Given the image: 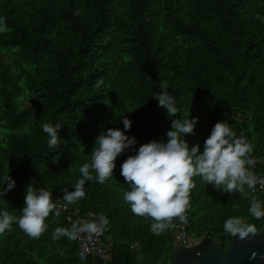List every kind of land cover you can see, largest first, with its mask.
I'll return each instance as SVG.
<instances>
[{
  "label": "trees",
  "instance_id": "trees-1",
  "mask_svg": "<svg viewBox=\"0 0 264 264\" xmlns=\"http://www.w3.org/2000/svg\"><path fill=\"white\" fill-rule=\"evenodd\" d=\"M0 16L7 23L0 32V180L8 172L16 179L0 195V210L22 215L28 184L63 199L101 129L123 128V115L137 145L117 158L105 182L88 181L86 196L72 204L109 218V263L171 264L175 227L157 235L151 217L132 211L120 165L139 144L166 140L173 119L199 117L186 138L201 145L218 120L236 133L242 124L264 174V0H0ZM164 83L181 109L173 116L155 96ZM49 121L63 124L54 149L41 126ZM193 179L188 232L206 233L201 248L213 238L229 244L235 236L223 225L230 216L262 227L264 216L249 211L261 196L256 186L225 194ZM45 223L39 237L18 222L0 234V264L103 263L80 258L76 239L53 238L57 226L71 227L65 211L53 210Z\"/></svg>",
  "mask_w": 264,
  "mask_h": 264
},
{
  "label": "clouds",
  "instance_id": "clouds-1",
  "mask_svg": "<svg viewBox=\"0 0 264 264\" xmlns=\"http://www.w3.org/2000/svg\"><path fill=\"white\" fill-rule=\"evenodd\" d=\"M6 28V19L0 16V32ZM102 83V80L99 81L97 86ZM161 88L163 91L155 95L159 104L167 108L170 116L181 112L176 104V96L168 91L169 85L164 83ZM122 119L123 128L101 129L91 151L90 162L86 161L80 166L81 175L72 190L64 191V209L86 196L85 185L88 181L103 183L111 177L117 158L137 145L136 136L126 131L132 127L131 118L123 115ZM198 120L199 117L191 115L173 119L166 140L153 138L139 144L134 154L128 155L120 165V175L131 185L123 193L124 201L135 214L152 218L151 231L157 235L175 227V217L186 220L185 211L190 206L191 189L196 186L193 177H201L204 182L225 194L244 192L245 185L251 189L257 183L249 167L256 162L250 155L254 151L253 144L246 137L238 136V132L225 119L214 124L203 145L199 142L190 144L186 137L195 133ZM41 126L48 135L49 149L56 148L61 142L60 129L63 124L49 121ZM15 185L16 179L8 172L0 180V195L5 196ZM53 210L56 216L61 215L62 208L57 206L53 193L47 188L37 190L28 184L22 215L17 217L7 209L0 210V234L18 222L27 234L39 237L47 229L45 220ZM249 211L256 217L264 216V202L253 197ZM108 225L109 218L100 214L95 219L73 221L71 227L57 226L53 238L67 236L75 240L81 232H103ZM223 227L226 232L240 238H252L260 231L255 224L238 215L228 217Z\"/></svg>",
  "mask_w": 264,
  "mask_h": 264
},
{
  "label": "built area",
  "instance_id": "built-area-1",
  "mask_svg": "<svg viewBox=\"0 0 264 264\" xmlns=\"http://www.w3.org/2000/svg\"><path fill=\"white\" fill-rule=\"evenodd\" d=\"M238 120L241 122V115L238 114ZM242 135L246 137V133L242 124L239 127L238 136ZM247 138V137H246ZM251 155V154H250ZM255 159V164L249 166L252 169L253 174L257 178L256 187L259 189L261 196H259L258 200L264 202V174L259 173L257 171L258 165L262 162V157L251 155ZM57 206L61 207L63 211L66 212V218L69 222L78 221L82 219H95L98 213L94 211L82 212L79 206L70 204L66 209L62 207L64 203H66L63 199L58 198L56 200ZM186 220L181 221L178 217V221L175 224V228L173 230V247L182 246L189 250L198 251L201 249V245L204 241L206 233L193 236L188 232V225L190 220V214L188 208L185 211ZM264 233V223L262 227L259 229ZM77 248H78V256L80 258H85L88 255L99 256L103 262H107L111 258L112 247L111 243L107 242L103 238V232L98 233H89V232H81L79 237L76 239Z\"/></svg>",
  "mask_w": 264,
  "mask_h": 264
},
{
  "label": "water",
  "instance_id": "water-1",
  "mask_svg": "<svg viewBox=\"0 0 264 264\" xmlns=\"http://www.w3.org/2000/svg\"><path fill=\"white\" fill-rule=\"evenodd\" d=\"M171 264H264V233L259 231L252 238H232L227 246L213 238L198 251L182 246L173 247L169 256ZM120 264L115 259L112 263Z\"/></svg>",
  "mask_w": 264,
  "mask_h": 264
},
{
  "label": "flooded vegetation",
  "instance_id": "flooded-vegetation-1",
  "mask_svg": "<svg viewBox=\"0 0 264 264\" xmlns=\"http://www.w3.org/2000/svg\"><path fill=\"white\" fill-rule=\"evenodd\" d=\"M109 263V262H108Z\"/></svg>",
  "mask_w": 264,
  "mask_h": 264
}]
</instances>
